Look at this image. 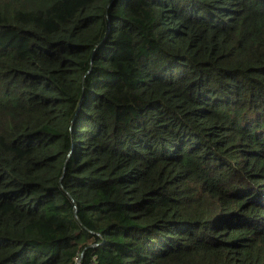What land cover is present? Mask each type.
<instances>
[{"label": "trees", "instance_id": "16d2710c", "mask_svg": "<svg viewBox=\"0 0 264 264\" xmlns=\"http://www.w3.org/2000/svg\"><path fill=\"white\" fill-rule=\"evenodd\" d=\"M0 264H264V0H0Z\"/></svg>", "mask_w": 264, "mask_h": 264}]
</instances>
